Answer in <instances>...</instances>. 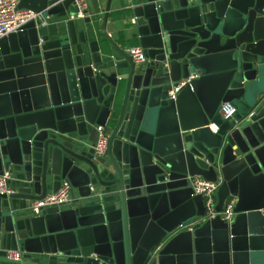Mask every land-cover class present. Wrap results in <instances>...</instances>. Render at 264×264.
<instances>
[{"label": "water", "instance_id": "1", "mask_svg": "<svg viewBox=\"0 0 264 264\" xmlns=\"http://www.w3.org/2000/svg\"><path fill=\"white\" fill-rule=\"evenodd\" d=\"M17 8L41 16L0 38V174L14 188L0 194V264H264V0L134 6L142 64L110 39L118 56L88 57L74 0ZM195 177L219 181L214 210L232 199L230 220L207 214ZM62 180L66 201L32 213Z\"/></svg>", "mask_w": 264, "mask_h": 264}, {"label": "built area", "instance_id": "2", "mask_svg": "<svg viewBox=\"0 0 264 264\" xmlns=\"http://www.w3.org/2000/svg\"><path fill=\"white\" fill-rule=\"evenodd\" d=\"M78 8L77 17H83L86 11L85 0H74ZM19 0H0V38L8 33L15 32L21 29L23 24L31 19L41 16V12H33L29 9L17 8ZM42 23H44L42 21ZM126 52L131 56L132 60L140 63L145 61L143 49L141 46L135 45L127 48ZM184 81H180L169 91V97L174 99L175 92L178 91ZM235 111V108L229 102L220 104L219 113L223 118L230 117ZM214 128V127H213ZM107 134L101 126L97 127V139L93 144V149L96 154H103L106 148ZM11 174L4 171L0 174V194L12 193L14 188L9 184ZM218 187L217 181H208L201 177L192 179V188L195 194H199L203 198L207 214L215 216L218 214L224 220H230L232 217L233 201L224 202L221 211L214 210L215 194ZM70 183L67 180H62L56 191L46 194L43 198L33 200L29 205V210L38 214L42 208L59 205L66 201L70 193ZM189 227L190 224L185 225ZM6 256L14 261H19L22 257V251L19 249L6 250Z\"/></svg>", "mask_w": 264, "mask_h": 264}, {"label": "crops", "instance_id": "3", "mask_svg": "<svg viewBox=\"0 0 264 264\" xmlns=\"http://www.w3.org/2000/svg\"><path fill=\"white\" fill-rule=\"evenodd\" d=\"M85 1L86 11L83 17L90 15V12L95 4L98 5L102 11L98 15V21L93 26L89 25L88 23H83V17L78 19L80 28L87 30V33L81 34L79 39L81 40V45L83 46L88 57L92 52L95 53V51L100 53V55H117V52L111 46L108 39H110L115 43V45H117L121 49H124L125 51L130 46H139L137 34L135 32L132 8L136 5L144 3L146 0H109V9L107 11V19L105 21L106 36L102 33L101 25L103 8L106 5L107 0ZM142 63L143 62H140L138 64ZM217 182L219 185L218 180ZM228 201L233 200L227 199L225 202Z\"/></svg>", "mask_w": 264, "mask_h": 264}]
</instances>
